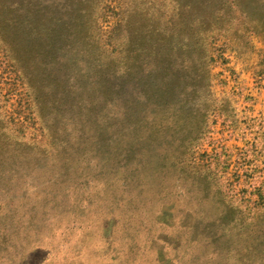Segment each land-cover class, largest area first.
Masks as SVG:
<instances>
[{"label": "rangeland", "instance_id": "obj_1", "mask_svg": "<svg viewBox=\"0 0 264 264\" xmlns=\"http://www.w3.org/2000/svg\"><path fill=\"white\" fill-rule=\"evenodd\" d=\"M233 1L198 28L171 0H38L85 41L0 73V264H264V0ZM151 29L186 87L128 47Z\"/></svg>", "mask_w": 264, "mask_h": 264}, {"label": "trees", "instance_id": "obj_2", "mask_svg": "<svg viewBox=\"0 0 264 264\" xmlns=\"http://www.w3.org/2000/svg\"><path fill=\"white\" fill-rule=\"evenodd\" d=\"M175 3L179 17H183L184 15H189L193 17V22H196L199 28V24H202L203 19H206L205 15H201V9L204 8V11H207L209 6L211 5L213 0H171ZM5 0L0 5V73L4 77L6 74L8 76V72L6 68H11V72L15 75V77L23 76L24 81L27 80V83H30L29 73L26 72L22 56H27L28 61L31 65H37L47 69V75H52L53 72H59L61 69L67 68L68 64H72L76 62L72 52L73 49L70 48L69 51L64 50L66 48V43L70 40L71 37L67 36L62 26V19L53 18L52 15H49L45 11L46 8H38L40 4L38 0H16L8 3L9 6L4 5ZM87 5H91V0H86ZM234 8L238 12H243L242 3L234 0L232 2ZM13 5V8L10 6ZM89 13V11H83L77 8H70V14L77 13ZM78 14V15H79ZM177 15V14H176ZM77 18V16H76ZM79 21V20H78ZM260 20H255L254 22H259ZM64 24L65 21H64ZM53 25V28L51 27ZM79 24L76 23V26ZM197 28V30H198ZM198 32H195V35H198ZM155 33H157L156 29H151L145 33H141L138 39V43H134L133 38L128 36L129 45L128 47L133 46H141L148 45L150 52L153 50L155 52L156 59V71L164 70V74L161 77V81H165L164 86L168 87V89L178 87V85H183V88L186 87V81H182L181 83H174L171 80L173 77V73L168 71L167 65L171 59L170 51L166 53H162L160 49L161 38L160 34L157 37H152ZM108 35H105V40L111 46V41H109L112 36V31L108 32ZM111 35V37H110ZM172 35V34H171ZM169 36V39L172 36ZM72 39V48L79 45L81 42H84L85 39L81 37L80 32L75 33ZM86 41H91V38L86 39ZM105 42V44H106ZM263 42H264V28H263ZM88 45V44H86ZM121 47L122 45L119 44ZM88 51H92L91 46L88 47ZM64 52V53H63ZM64 57L63 64L57 65L58 55ZM70 54V57L69 55ZM47 56H51L49 60H47ZM192 62V61H190ZM187 69V68H186ZM192 70V71H190ZM188 72L187 77L190 78L192 83H195L198 80H201L206 76V73L202 70L196 68L193 65ZM19 80V79H17ZM22 81V79H20ZM19 80V81H20ZM20 81L21 85L22 82ZM176 82V81H175ZM191 92H195L197 90L196 85H190ZM21 94V93H20Z\"/></svg>", "mask_w": 264, "mask_h": 264}]
</instances>
